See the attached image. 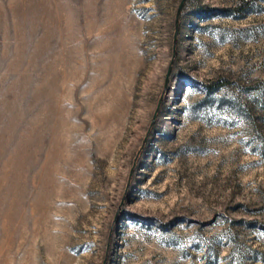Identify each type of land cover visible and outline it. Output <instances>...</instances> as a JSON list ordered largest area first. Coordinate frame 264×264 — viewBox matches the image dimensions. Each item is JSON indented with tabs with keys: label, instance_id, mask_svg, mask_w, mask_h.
I'll use <instances>...</instances> for the list:
<instances>
[{
	"label": "rangeland",
	"instance_id": "obj_1",
	"mask_svg": "<svg viewBox=\"0 0 264 264\" xmlns=\"http://www.w3.org/2000/svg\"><path fill=\"white\" fill-rule=\"evenodd\" d=\"M0 0V264H264V0Z\"/></svg>",
	"mask_w": 264,
	"mask_h": 264
},
{
	"label": "water",
	"instance_id": "obj_2",
	"mask_svg": "<svg viewBox=\"0 0 264 264\" xmlns=\"http://www.w3.org/2000/svg\"><path fill=\"white\" fill-rule=\"evenodd\" d=\"M183 3V0H180L177 7H176V10H175V15H174V25L176 27V24H177V16H178V13H179V10L181 8V5Z\"/></svg>",
	"mask_w": 264,
	"mask_h": 264
}]
</instances>
